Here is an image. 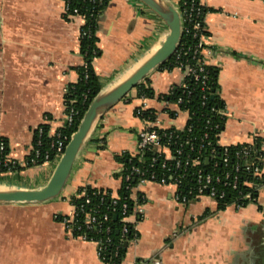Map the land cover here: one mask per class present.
Returning <instances> with one entry per match:
<instances>
[{
  "label": "crops",
  "instance_id": "0c3cea01",
  "mask_svg": "<svg viewBox=\"0 0 264 264\" xmlns=\"http://www.w3.org/2000/svg\"><path fill=\"white\" fill-rule=\"evenodd\" d=\"M202 3L210 7L205 23L215 49L208 62L230 112L220 141L256 138L264 173V0ZM65 14V0H0V137L21 163L32 152L40 126L51 135L63 127L66 88L78 82L84 64L85 19ZM168 32L140 0H110L98 20L100 54L93 60L102 89L153 54ZM146 78L155 92L146 98L148 107L159 109L157 97L180 84L184 73L158 67ZM143 102L133 93L102 115L60 196L39 203L0 202V264H104L97 244L74 236L60 217L74 213L72 198L86 185L119 193L123 163L117 155L137 148L145 123L136 107ZM160 119L165 128L185 125L184 117L170 121L162 114ZM56 164L23 166L5 174L0 186L42 187ZM139 190L146 196L145 214L121 264H264V188L257 204L221 210L208 196L188 204L176 201L173 185L148 182Z\"/></svg>",
  "mask_w": 264,
  "mask_h": 264
},
{
  "label": "built area",
  "instance_id": "2783aa9c",
  "mask_svg": "<svg viewBox=\"0 0 264 264\" xmlns=\"http://www.w3.org/2000/svg\"><path fill=\"white\" fill-rule=\"evenodd\" d=\"M179 1L175 0V4L181 14L183 35L179 47L171 58H173L174 68L183 71L184 79L180 84L172 86L166 95H171L175 86L184 89L182 94L175 98L158 96L161 106L159 109L148 107L146 96H141L144 102L136 107V115L144 121L145 126L138 133L136 150L130 154L138 156L139 164L133 165L126 174H123L124 164H122L120 171L122 182L130 179L136 181L135 185L130 186L131 194L129 195L133 201V209L127 213L128 204L126 202L123 204L121 244L114 247L113 256L119 255L122 245L128 248L138 238L137 223L144 217L146 202V196L139 188L148 182L173 185L175 200L183 204H188L202 196L211 197L219 203L228 195L231 199L225 207L231 205L235 208L257 204L259 193L264 188L263 162L261 150L257 145L258 140L254 138L252 141L238 144H223L220 141L230 112L220 96L216 99V91L211 87L208 60L215 49L208 41L206 15L203 19L198 17L201 7L205 5L202 0L198 2L191 0L188 6L180 9ZM187 3L185 1V4ZM65 12L70 15H81L78 9L70 12L66 1ZM184 34L195 40V43L191 45L183 41ZM185 55L188 57L185 58ZM83 65H86L85 60ZM187 79L194 81L201 89L199 103L196 106L193 100L194 91L187 84ZM68 93L69 87L66 88V94ZM75 103L74 98L66 97L65 122L54 135H51L43 125L37 129L32 152L23 163L11 157L8 151L3 158V163L9 169L1 174L13 173L10 167L17 162L21 166L58 162L71 137L66 131L74 125L79 113ZM162 114L170 121L184 117L185 125L181 128L176 126L165 128L160 119ZM195 116L203 119L204 133L200 136L191 134L196 126L193 122ZM168 130L171 131L168 133ZM213 132H215L214 135H212ZM6 144V139L0 137L1 152L7 149ZM147 150H153L155 154L149 162H144L143 156ZM157 166L161 168L160 173L155 169ZM87 188L88 185L82 187L77 195L84 197L85 202L80 206L73 204L74 213L71 216H61L60 219L74 236L97 244L98 256L104 264H118L106 252L108 245L112 242L110 236L105 239L88 238L87 230L92 227L97 228L98 232L107 234L110 233L111 228L103 224L110 218L109 213L105 212L102 218H99L101 217L98 215L99 205L87 210L86 205L92 202V196L87 192ZM105 195H109L113 203L121 198L120 193L114 195L106 191ZM261 210L264 212V204L261 205ZM80 213L84 214L85 225L81 224L77 218ZM131 230L133 237L128 236ZM134 264L146 263L137 261Z\"/></svg>",
  "mask_w": 264,
  "mask_h": 264
},
{
  "label": "trees",
  "instance_id": "16d2710c",
  "mask_svg": "<svg viewBox=\"0 0 264 264\" xmlns=\"http://www.w3.org/2000/svg\"><path fill=\"white\" fill-rule=\"evenodd\" d=\"M70 8V12H72L74 9H78L80 14L85 19V24L83 25L81 29V54L84 57L86 65H82L79 68V80L75 84L69 85V93L67 94V97L74 98L76 100L75 106L79 110V113L76 117V122L72 127L67 129L66 133L68 136H70L78 127L79 122L81 121L85 111L87 110L91 100L101 91L102 84L100 81L99 76L95 73L93 69V60L95 57H97L100 54V48L98 46V37H97V29H98V20L99 17L108 4L110 0H65ZM185 1L188 3L185 4ZM191 0H180L179 1V7L180 9H184L186 6L189 5ZM199 0H196L198 2ZM210 11V7L202 6L201 7V13L198 15L200 19H203V17L206 15V13ZM66 16L68 13L65 14ZM183 41H187V43L193 45L195 43V40H192L190 36L187 34H184ZM188 55H185V58H187ZM161 69H167L171 70L174 68L173 64V58L169 59L165 63L159 66ZM210 74H211V87L216 91V99L218 98L217 94V73L216 70L210 66ZM187 84H189L190 87L193 88V100L194 105L196 106L199 103V97L201 93V89L198 84L194 83V81H190V79H187ZM182 87L175 86L173 89L171 95L164 94L163 96L166 98H175L182 94L183 92ZM136 95L137 96H146V97H153L155 92L151 85V81L149 78H145L144 81L139 83L136 88ZM207 109V108H205ZM193 122L196 124L194 127L192 135L200 136L204 133V124L203 119L200 117H194ZM171 130H168L169 133ZM215 132L212 133L214 135ZM7 142V141H6ZM7 149L4 152L0 151V181L4 178V175L1 174L3 172H7L9 167L3 163V158L9 151L8 143ZM257 145L260 148V143L257 141ZM153 150H147L143 156L144 162H149L152 157L154 156ZM118 159L124 164V170L123 174H126L130 171L131 167L135 164H139L138 162V156H132L129 152H123L119 155H117ZM30 167V165L26 166ZM12 172H17L23 168L17 162L14 166L10 167ZM157 172H161L160 167L155 168ZM122 173V172H121ZM120 173V174H121ZM136 181L130 179L129 181H123L122 186L119 190V193L121 194V198L116 202L113 203V200L109 195H105V192L107 193L111 192L110 190H104V189H97L92 188L88 186L87 192L90 193L92 196V202L90 204L86 205L87 210L91 207H97L99 205V213L98 215L100 219L102 218V214L107 212L110 215V218L103 222L104 226H108L111 228L110 233H101L98 232V229L95 227H92L91 229L87 230L88 232V238H106L108 236L111 237L112 242L108 245L106 252L107 255L110 257L112 256L114 262L121 264L123 257L127 251V247H124L123 245L120 247V253L118 256H113V250L114 247L118 244H121V236H122V218L124 216L123 212V204L126 202L128 204L127 213H130L133 209V201L129 198V195L131 194L130 186L135 185ZM127 185H129V188H127ZM231 199V196L227 195V198L225 200H222L218 203L219 208L224 209L226 204L229 203V200ZM73 204H76L77 206L82 205L85 202L84 197L82 196H75L72 198ZM261 208V207H260ZM84 214L80 213V215L77 217L80 220V223L84 224ZM85 225V224H84ZM129 237H133V231L131 230L128 234Z\"/></svg>",
  "mask_w": 264,
  "mask_h": 264
},
{
  "label": "water",
  "instance_id": "95a60500",
  "mask_svg": "<svg viewBox=\"0 0 264 264\" xmlns=\"http://www.w3.org/2000/svg\"><path fill=\"white\" fill-rule=\"evenodd\" d=\"M168 26L161 46L115 84L101 89L91 100L77 129L71 134L65 151L48 182L39 188L0 186V202L39 203L57 198L63 192L76 159L102 115L123 100L149 73L168 61L180 45L183 35L181 14L170 0H140ZM147 264H160L148 262Z\"/></svg>",
  "mask_w": 264,
  "mask_h": 264
},
{
  "label": "rangeland",
  "instance_id": "374dc122",
  "mask_svg": "<svg viewBox=\"0 0 264 264\" xmlns=\"http://www.w3.org/2000/svg\"><path fill=\"white\" fill-rule=\"evenodd\" d=\"M133 93H136L135 89L132 90L128 95L131 96ZM129 96H128V97H129Z\"/></svg>",
  "mask_w": 264,
  "mask_h": 264
}]
</instances>
